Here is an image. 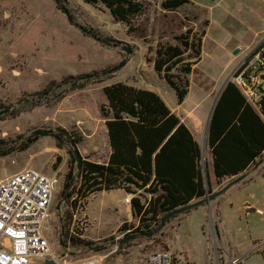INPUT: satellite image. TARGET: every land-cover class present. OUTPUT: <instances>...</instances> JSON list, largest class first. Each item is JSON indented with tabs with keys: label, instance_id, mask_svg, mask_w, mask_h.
Listing matches in <instances>:
<instances>
[{
	"label": "rangeland",
	"instance_id": "1",
	"mask_svg": "<svg viewBox=\"0 0 264 264\" xmlns=\"http://www.w3.org/2000/svg\"><path fill=\"white\" fill-rule=\"evenodd\" d=\"M162 1L146 3L144 14L134 21L142 33L139 38L129 36L100 4L0 0V113L9 110L0 116V180L29 168L56 177L45 236L57 255L70 262L97 257L101 264H144L149 255L166 249L165 239L196 264H204L215 249L231 257V247L241 264H264V214L256 212L264 213L260 170L249 185L237 183L222 194L220 214L218 209L205 216L202 210L191 211L179 229L181 214L159 231L160 223L139 228L131 213L132 195L121 190L86 199L76 196L79 176L71 150L97 164L109 156L104 87L123 83L152 91L174 107L175 94L152 62L158 47L178 45L176 37L191 30L190 41L202 32L206 36L201 60L188 77V105L197 103L201 92L214 91L213 99L230 82L244 52L255 45L252 35L264 27V0H188L173 12L162 10ZM188 54L182 66L190 63ZM38 129L51 131L57 139L31 137ZM138 194L142 203L150 198ZM226 261L222 256L221 263Z\"/></svg>",
	"mask_w": 264,
	"mask_h": 264
},
{
	"label": "trees",
	"instance_id": "2",
	"mask_svg": "<svg viewBox=\"0 0 264 264\" xmlns=\"http://www.w3.org/2000/svg\"><path fill=\"white\" fill-rule=\"evenodd\" d=\"M83 1L91 6L102 5L116 23L126 27L129 36L143 38L134 21L144 14L146 3L154 0ZM187 4L188 0H163L161 8L173 12ZM191 32L187 30L185 35L176 37V46L158 47L152 62L154 72L174 92L179 104L188 94L192 67L201 60L205 36L202 32L190 41ZM186 54L190 63L182 66ZM173 70H178L177 75L171 73ZM103 94L110 153L104 164L82 160L77 198L121 190L132 195L131 213L138 219L139 228L149 229L165 215L212 194L206 167L201 166L199 145L156 93L116 83L104 87ZM207 144L217 181L229 178L232 182L254 167L264 158V100L257 114L228 82L211 115ZM228 147L234 149L233 156L238 158L225 159L223 151ZM138 191L150 198L142 203Z\"/></svg>",
	"mask_w": 264,
	"mask_h": 264
},
{
	"label": "built area",
	"instance_id": "3",
	"mask_svg": "<svg viewBox=\"0 0 264 264\" xmlns=\"http://www.w3.org/2000/svg\"><path fill=\"white\" fill-rule=\"evenodd\" d=\"M245 103L260 113L264 100V36L244 52L229 76ZM58 187L55 176L34 169H23L0 180V264H101L92 257L70 262L49 245L45 236L53 197ZM130 201V200H129ZM240 264L241 259L219 254L215 249L204 264ZM144 264H194L168 249L148 256Z\"/></svg>",
	"mask_w": 264,
	"mask_h": 264
},
{
	"label": "crops",
	"instance_id": "4",
	"mask_svg": "<svg viewBox=\"0 0 264 264\" xmlns=\"http://www.w3.org/2000/svg\"><path fill=\"white\" fill-rule=\"evenodd\" d=\"M262 32H264V27L261 29V31L252 35V37L250 39V43L251 44L258 43L260 40L257 41V39H258L257 37ZM205 36H206V34H205ZM204 37H203V39H204ZM241 47L242 46H238L237 48L241 49ZM192 72H193V70H192ZM225 85L222 87L221 91L213 99H212L211 95H212V92H214V91H212L211 93L201 92V96L199 97L197 103H191L190 105H188V100H189L191 88H189L188 94L182 103L179 104L176 100V97H175L174 107H171L169 105L167 106L165 101L158 95L163 100V102L166 104V106L170 109V111L173 114H175L176 117L179 118L181 123H183V125L188 129V131L192 135L195 142L199 145L200 150H201V166H202V168L206 167V171L208 174V182L210 184V188L212 190V193H215V192L221 190L231 180V179L227 178L225 180L217 181V179L214 176L213 157L211 154V150L209 149L208 144H207L208 127H209L210 118H211L213 110H214V108H215V106L219 100V97H220L221 92L223 91ZM214 88H216V86L213 87V90H214ZM255 113H257V112H255ZM223 152H224L223 154H224L225 159H228V158L231 159L232 157L238 158L237 155L233 156L234 155V149L232 147H228V148L224 149ZM109 153H110V149H109ZM263 157H264V153H263ZM261 161H262V163L260 164V166L257 169L252 167L246 173L242 174V175H246L245 179L240 182V184L242 186L249 185L254 180L253 176L255 175L254 173L256 171L260 170L259 173L261 175H264V158ZM220 197H218L215 201L211 202L209 205L202 204L200 206H197L195 209L192 210V212L197 211V210H202L201 216H205L207 214V211H208V213H210L211 211L214 212L215 209H218L219 214H220V204L222 202V199ZM250 207L251 206H246L245 208L251 209ZM192 212H190L189 214H185V215L181 216V219L178 221V223L176 225V229H179L181 227V225L184 224L189 219ZM256 212H258L259 214H264L262 212V210H259V209H257ZM219 217H220V215H219ZM218 220H219V218H218ZM200 231L203 234V227H201ZM163 240L164 241H163L162 245L166 249H168L169 251H171L175 254H181L185 258H187L190 262L194 263L192 260H190V258H188V256L185 254L184 251L174 249L172 246H170L169 244L166 243L165 239H163ZM231 248H232V252L234 253V254L231 253V257H236L235 253H237V251L234 249V247H231ZM254 248L252 247L251 249H248L242 255H246L248 252H250ZM194 264H196V263H194Z\"/></svg>",
	"mask_w": 264,
	"mask_h": 264
},
{
	"label": "water",
	"instance_id": "5",
	"mask_svg": "<svg viewBox=\"0 0 264 264\" xmlns=\"http://www.w3.org/2000/svg\"><path fill=\"white\" fill-rule=\"evenodd\" d=\"M125 52H126L127 55L130 54V51L128 49H126ZM238 52H239V49L235 50L233 52V55L238 54ZM126 62L127 61H123L122 63H120L117 67H115L113 69V71H117L120 68H122L126 64ZM8 112H9V110H6V111L0 113V116H2L3 114H6ZM31 137H34V138H38V137H40V138H43V137H51V138L57 139V137L51 131L44 130V129L35 130L32 133ZM71 151H72V155H73V157L75 159V162H76L77 171H79L80 166H81L82 159H81V157H80L77 149L73 148ZM261 163H262V161L257 162V164L254 166V168L256 169ZM245 177H246V175H241V176L237 177L232 182L228 183L225 187H223L221 190H219V191H217L215 193H212L211 195H207L206 198L203 201H199V202H197L195 204H192V205H189L187 207H184L181 210L174 211L172 213H169V214L165 215L161 219L160 224H159V226L157 228V231L161 230L165 226V223L168 220L172 219L174 216L180 215V214H182L185 211H191V210L195 209L197 206H200L202 204L209 205L211 202L215 201L218 197H220L223 193H225L231 186H233V185H235L237 183H240L242 180H244ZM66 197H67V194L64 196V199H66ZM58 209H59V207H57V210ZM44 264H55V263L53 261H46Z\"/></svg>",
	"mask_w": 264,
	"mask_h": 264
}]
</instances>
